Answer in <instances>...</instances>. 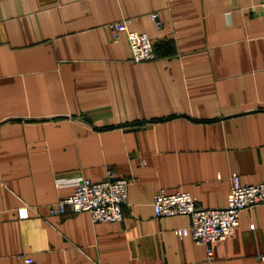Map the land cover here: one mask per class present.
<instances>
[{
  "label": "crops",
  "instance_id": "obj_1",
  "mask_svg": "<svg viewBox=\"0 0 264 264\" xmlns=\"http://www.w3.org/2000/svg\"><path fill=\"white\" fill-rule=\"evenodd\" d=\"M261 1L0 0V264H264V204L211 245L153 205L165 189L222 207L233 173L264 180ZM125 18L157 57L114 38ZM109 167L132 180L122 220L50 213Z\"/></svg>",
  "mask_w": 264,
  "mask_h": 264
},
{
  "label": "built area",
  "instance_id": "obj_2",
  "mask_svg": "<svg viewBox=\"0 0 264 264\" xmlns=\"http://www.w3.org/2000/svg\"><path fill=\"white\" fill-rule=\"evenodd\" d=\"M260 6L264 9V0ZM159 28L164 26L159 12L152 13ZM114 38L125 32L132 48L135 61L149 60L157 57L156 42L147 32H140L130 28V19L125 18L110 23ZM131 178L117 173L109 167L102 180L91 178L82 179L76 186L74 193L61 197L50 206L52 215L65 214L68 210L78 213L89 211L95 222L119 221L125 217V206L128 203ZM264 204V180L257 183L244 181L235 172L231 176V190L228 203L222 207H207L200 205L191 192L178 190L167 192L158 191L153 205L159 217L185 214L191 216V224L177 229L184 237L190 234L198 243L211 245L231 235L240 224L241 213L256 205ZM22 215H28V207L22 209ZM209 254L213 255V248L209 247ZM25 264H38L31 255L25 256Z\"/></svg>",
  "mask_w": 264,
  "mask_h": 264
}]
</instances>
